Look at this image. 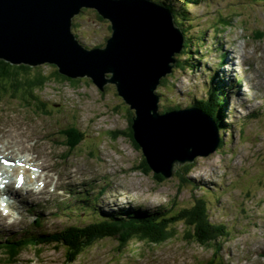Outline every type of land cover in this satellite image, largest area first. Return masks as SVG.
Here are the masks:
<instances>
[{
    "label": "rangeland",
    "instance_id": "obj_1",
    "mask_svg": "<svg viewBox=\"0 0 264 264\" xmlns=\"http://www.w3.org/2000/svg\"><path fill=\"white\" fill-rule=\"evenodd\" d=\"M184 16L191 19L183 23L193 50L188 58L194 59V65L182 68L176 64L167 81L159 85L160 113L178 104L187 108L217 87L225 102L221 117L227 131L219 133L225 146L192 162L190 183H181L175 175L159 183L153 172L145 174L138 169L145 157L142 148L137 149L124 135L115 138L111 134L130 125V106L115 84L108 83L101 90L88 76L77 77L76 82L64 81L57 78V65H35L30 77L38 71L52 75L37 95L39 101L47 103L42 112L37 104L26 107L22 94L28 92L20 87L16 93L19 100L9 97L10 88L7 97L0 98V135L6 140L1 145L24 151L21 144L10 143L19 139L34 151L15 155L31 159L39 155L44 168L38 166L39 161L28 167L32 176L42 171L43 178L34 184L35 189L42 187L47 169L52 181L46 193L33 197L35 201L15 204L17 209L11 211L13 217L7 224L0 214V234L18 232L23 226L31 228L34 216H28L27 210L41 209L44 229L50 232L83 224L93 218V209L86 212L80 207V201L73 197L78 191L85 196L88 192L90 206L110 211L172 205L181 189L177 196L180 206L192 205L194 195L206 196L211 221L228 228L222 236V251L215 257L217 263L264 264V0H200L190 3ZM73 31L86 47H102L111 36V21L96 8L86 7L74 17ZM229 56L234 62L228 61ZM74 125L85 131V139L69 150L67 141L76 135ZM5 128L12 129L15 137L8 136ZM2 154L6 156V152ZM21 165L25 166L16 164ZM18 172H13L14 185ZM20 195L24 199L28 193L22 189ZM2 196L0 205L7 211ZM182 228L176 226L178 234L161 245L135 241L122 253L116 251V241L105 240L73 264H197L213 256L221 238L217 244L202 245L189 240ZM41 250L37 253L29 248L18 264H66V250L61 246Z\"/></svg>",
    "mask_w": 264,
    "mask_h": 264
},
{
    "label": "water",
    "instance_id": "obj_2",
    "mask_svg": "<svg viewBox=\"0 0 264 264\" xmlns=\"http://www.w3.org/2000/svg\"><path fill=\"white\" fill-rule=\"evenodd\" d=\"M86 7L111 21L105 46L86 47L73 31ZM184 41L171 10L152 0H0V58L53 63L69 78H92L101 90L115 84L134 110L133 135L148 164L166 178L196 155L214 153L220 141L215 121L200 109L159 111L156 89Z\"/></svg>",
    "mask_w": 264,
    "mask_h": 264
},
{
    "label": "trees",
    "instance_id": "obj_3",
    "mask_svg": "<svg viewBox=\"0 0 264 264\" xmlns=\"http://www.w3.org/2000/svg\"><path fill=\"white\" fill-rule=\"evenodd\" d=\"M152 1L171 10L176 24L184 32L186 39L185 46L181 51L183 55L176 56L178 60L177 66L185 68L194 65V59L192 57L190 59L188 58V54L193 53L191 52L193 50L188 46L189 35L183 20H191L189 17L185 18L184 16L186 8L190 3H199L200 0ZM250 1L256 2L259 0ZM197 50L198 49H195V51ZM195 61L199 60L195 58ZM31 69H33V66L12 64L0 58V98L3 99L7 97V91H9L10 88L12 92L9 97L18 98L16 95L18 92L17 90L23 87L28 92L27 95L25 94L26 92L22 94V97L27 99L25 106L30 107L34 104L40 105L39 108L42 112L47 102L45 100L42 101V99L39 101L37 95L39 90L46 86V83L52 78V75L38 71L34 77H30L29 73ZM58 73H56V75L59 79L72 82L77 81L76 78H69L60 72ZM166 81L167 78H163L162 83ZM8 84L10 85L8 86ZM217 89V87L212 88L208 96L197 98L192 102V105L200 108L214 118L221 130L227 131V126H224L223 117H221V110H224L225 102L222 99V94H220ZM214 91L217 93H214ZM223 95L225 94L223 93ZM180 107L179 104L174 105L163 109L162 112L176 110ZM133 114V110L129 109L130 125L127 130H112L111 134L115 138L124 135L133 142L137 149L141 150L139 143L133 138V129L131 127L133 123ZM77 129L74 125L72 132L75 130L76 135H74L71 140L67 141L69 150L76 149L80 142L85 139V131ZM223 143H225V140H222V144ZM192 164L193 163L183 165L177 170L175 176H178L181 183H190L188 174L191 173L193 169V167L191 168ZM138 169L145 174L153 172L147 162V158L144 156L142 157V162ZM154 176L159 183L166 180V176L162 172L154 173ZM181 191V189L178 190V194L175 196L172 205H162L155 209L134 208L132 210L114 209L112 211L97 209L95 208L96 205L90 206L91 199L87 193V196L82 195L77 197V199L80 201V207L84 211L90 212V207H92L93 218L87 219L81 225L76 223L56 232H50L44 229L45 225L42 220V212H39L35 216L36 220L31 223V228L26 227L18 232L6 231V233L0 234V264H18L23 252L29 248H33L37 253H41V248L45 246H61L66 250L64 262H66V264H73L87 252L88 249L105 240L111 239L116 241V251L120 253H122V250L127 248L130 243L135 241L150 245H161L174 237L175 234H178L176 232V226L178 225L183 226L182 230L185 231L186 235H190L188 239L192 242H198L202 245L209 246L214 243L217 244L218 238H221L212 256V258L215 259L222 251V236L228 233V228L224 224H217L211 221V207L206 196L194 195V202L192 205L180 206L177 201V196ZM217 264H222V262H218Z\"/></svg>",
    "mask_w": 264,
    "mask_h": 264
},
{
    "label": "bare ground",
    "instance_id": "obj_4",
    "mask_svg": "<svg viewBox=\"0 0 264 264\" xmlns=\"http://www.w3.org/2000/svg\"><path fill=\"white\" fill-rule=\"evenodd\" d=\"M111 30H112V28H111ZM184 33V32H183ZM184 37H185V35H184ZM185 41H186V39H185ZM185 41H184V45H183V48H184V46H185ZM187 44V43H186ZM182 48V49H183ZM182 51V50H181ZM181 51L180 52H176L175 53V55H174V59H175V65L177 64V62H178V60L176 59V56L179 54V53H181ZM231 53H232V51H231ZM181 56V55H180ZM228 61H233L234 62V59H233V57L232 56H229V60ZM174 65V66H175ZM177 66V65H176ZM174 68V67H173ZM173 73V70L170 72V73H167L166 74V76H164V77H162V79H161V81H160V84L162 83V80H163V78H167V76L168 75H170V74H172ZM159 84V85H160ZM159 85H158V87H159ZM158 87H157V89H156V92H157V94L160 96V93H159V91H158ZM243 91L245 92L246 90L243 88ZM243 93V92H242ZM121 96V95H120ZM160 99H161V96H160ZM187 108H197V109H200V108H198V107H196V106H193V105H191V106H189V107H187ZM187 108H184V109H187ZM131 109V108H130ZM203 109V108H202ZM131 110H133V109H131ZM178 110H182L181 108H178V109H176V110H171V111H166V112H161V113H168V112H173V111H178ZM201 110V109H200ZM134 111V110H133ZM159 111H160V101H159ZM203 111V110H202ZM133 116H134V114H133ZM133 116H132V120H133ZM213 120L215 121V123H216V126H217V129H218V133H220V131H221V129H220V126L218 125V123H217V121L213 118ZM130 123V122H129ZM19 125V124H18ZM20 126V125H19ZM21 127V126H20ZM131 127H132V124H131ZM225 128V127H224ZM5 132L7 133V135L8 136H12V137H15V134L14 133H12L13 132V130L12 129H10V128H5ZM225 132V131H224ZM221 135L219 134V145H218V147H217V149H216V151L218 150V148L219 147H224L225 145V143H223L222 144V140H221ZM133 138L135 139V137H134V135H133ZM136 140V139H135ZM225 139H223V141H224ZM136 142H137V140H136ZM1 143H6V140H5V138H4V136L3 135H0V155H1V158L2 159H4V160H1L0 159V162L2 163V164H4V161H5V157L2 155V152H6V156L7 157H9L10 159H12L11 160V162L9 163V165L8 166H0V171H1V173H0V176L1 177H3V181L1 182V183H5L6 185H10V189H9V192L11 193V195H13V196H17V197H19V195H20V192H21V189H26L27 190V193H28V196L25 198V201H27L28 199H32L34 196H36V195H39V196H42L44 193H46L47 192V187H48V185H49V183L52 181V174L50 173V172H48V169L46 170V173H44V185H43V187H41L39 190H35V188L33 187L34 186V184L35 183H37L36 181H38L39 180V177L41 176L40 174H42V171H40L39 173H37V171L34 173V176L32 177V176H30V175H32L31 173H28L27 174V170H26V168L25 167H20L19 169L14 165V162H18V161H22L23 162V164H31L32 166H36V164H38L40 161L38 160L39 159V155L37 154V155H34L33 156V159H31V157H29V156H26V155H22V156H17V155H15V153L16 152H18V154H19V152H21V153H23V152H32V151H34V150H29L30 149V147H28L27 146V144L26 143H23V142H21L19 139H16L15 141H10V143H14V144H21V146L20 147H22V149L24 150V151H15L11 146H9V145H7V144H4V145H1ZM221 144L223 145V146H221ZM141 147V146H140ZM142 148V147H141ZM143 150V149H142ZM144 152V151H143ZM33 153V152H32ZM31 154V153H30ZM29 155V154H28ZM145 155V154H144ZM203 155H196L195 157H194V159H193V161L194 160H196L198 157H202ZM14 157H17V158H22V159H24V160H22V159H14ZM49 157V156H48ZM146 157V156H145ZM42 158V157H41ZM34 159L36 160V161H34ZM44 159V158H43ZM46 159V158H45ZM48 159V158H47ZM39 161V162H38ZM49 161V160H48ZM192 161V162H193ZM46 162V161H45ZM192 162H187V163H185V164H182V165H180V166H183V165H186V164H189V163H192ZM40 165H38L39 167H43L44 168V166L42 165V162H40L39 163ZM51 164V163H50ZM48 166H49V164H48ZM179 166V167H180ZM10 167V168H9ZM51 167V166H50ZM53 167V166H52ZM51 167V168H52ZM178 167V168H179ZM11 170H19L20 171V173H24V175H23V177L25 176V178H24V184L23 185H21L20 187H18V188H15L13 185V181H12V177H11V175L9 174V172L11 171ZM50 170V169H49ZM53 170V169H52ZM152 171L154 172V173H157L154 169H152ZM111 172V171H110ZM175 172H177V168L173 171V173H172V175L170 176V177H173L174 175H175ZM16 173V172H15ZM60 174H62V173H60ZM60 174H58V175H60ZM40 175V176H39ZM54 175V174H53ZM54 177V176H53ZM169 177V178H170ZM20 177L18 176V179H19ZM61 178V177H60ZM14 180V179H13ZM58 180V179H57ZM61 180V179H60ZM102 181H104V180H102ZM60 183V182H59ZM43 184V183H42ZM55 184V183H54ZM57 184V183H56ZM62 184V183H61ZM58 185V184H57ZM41 186V185H40ZM39 187V186H38ZM100 191V190H99ZM49 192V191H48ZM101 195H103V190L102 191H100L99 192ZM134 199V198H133ZM19 200H20V198H19ZM32 201H35L34 200V198L32 199ZM15 199L13 198H11V200H9V202H8V204H7V207H12L13 209H15V207H16V205H15ZM14 212V211H13ZM13 212H7V213H3V215H2V218H3V220L5 221L4 222V224H7L9 221V219L11 218V217H13ZM0 213H2L1 211H0ZM137 218V217H136ZM141 219V218H140ZM15 239V238H14ZM145 246V245H144ZM140 253V252H139ZM190 253V252H189ZM203 262H206L207 264H217V262H216V260L215 259H213L212 257H210L208 260H204V261H197L196 263L197 264H200V263H203Z\"/></svg>",
    "mask_w": 264,
    "mask_h": 264
}]
</instances>
